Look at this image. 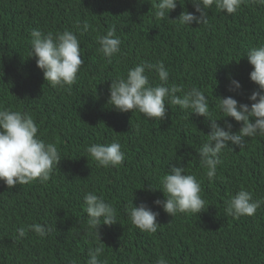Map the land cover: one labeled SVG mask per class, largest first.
<instances>
[{
	"label": "trees",
	"instance_id": "1",
	"mask_svg": "<svg viewBox=\"0 0 264 264\" xmlns=\"http://www.w3.org/2000/svg\"><path fill=\"white\" fill-rule=\"evenodd\" d=\"M151 7L150 0H0V106L28 112L40 138L55 143L61 156L47 183L8 188L0 181V264H86L89 249L99 244L104 247L99 259L107 264H157L160 258L167 264H264V205L254 216L238 219L225 212L226 200L241 186L254 199L264 198V137H246L243 148L229 142L210 182L196 152L211 131L205 117L173 105L166 106L164 119H148L108 104L110 79L126 77L144 61H163L169 84L203 90L210 110L218 97L251 105L249 96L258 85L250 79L253 66L245 55L264 43V6L245 3L233 14L213 6L207 25L192 26L178 20L184 11L195 13L191 0H178L165 20L156 19ZM85 20L90 28L80 35L75 25ZM112 26L121 45L109 62L98 51L97 37ZM34 28L78 35L83 64L70 88H53L29 57ZM146 74L151 83L160 82L154 71ZM230 77L242 85L237 92L228 90ZM224 119L233 132L242 126ZM114 139L125 153L123 163L97 167L84 149ZM172 165L200 182L201 213L172 217L154 204L165 199L156 187ZM87 192L116 209L117 222L102 224L100 236L88 231ZM141 203L159 212L157 232L131 224L127 209ZM34 223L52 231L44 237L28 231L18 238L17 228Z\"/></svg>",
	"mask_w": 264,
	"mask_h": 264
},
{
	"label": "clouds",
	"instance_id": "2",
	"mask_svg": "<svg viewBox=\"0 0 264 264\" xmlns=\"http://www.w3.org/2000/svg\"><path fill=\"white\" fill-rule=\"evenodd\" d=\"M149 0H141V3ZM156 19H169V13L176 9L178 0H150ZM181 3V0H179ZM264 6V0H191L195 13L184 11L178 20L182 26L208 24V9L215 6L217 11L233 14L245 3ZM80 35L90 28L87 20L77 21L75 25ZM31 49L29 57L36 59V65L43 71L44 79L53 88H70L77 80V74L83 64L80 40L76 32L45 33L40 29L30 32ZM100 45L98 51L103 57L111 58L120 52L121 39L116 35L115 26L107 33L97 37ZM249 63L253 66L250 72L251 81L258 85L248 103L239 102L233 96L218 97L214 109H209V99L205 92L196 87L185 90L184 85L169 84V71L163 61L151 63L144 61L129 68L126 77H116L109 86L108 104L120 112L138 111L148 119H164L166 106H179L182 110H190L191 115L203 116L209 122L211 131L207 139L196 149L200 165L206 169L208 180L214 181L217 166L221 163V153L229 146L244 147L246 137H264V43L253 46L246 51ZM155 72L159 83L153 84L146 73ZM228 90L237 92L242 88L240 81L230 77ZM180 93V95H178ZM214 112L222 114V118L231 117L236 122H242L239 131L233 132V124L224 119V125ZM39 127L28 112L14 111L0 106V181L8 188L17 184H29L39 180L47 183L54 167L61 161L60 152L55 143L45 142L38 135ZM84 151L86 156L96 162L97 167H115L123 163L125 153L121 150L119 140L110 144L93 143ZM159 188L165 199H156L154 204L161 206L170 216L178 213H201L205 210V200L201 196V184L194 175L186 174L184 167L172 165L168 172L160 177ZM84 210L87 213V225L90 234L92 230L99 235L102 224L112 225L117 222L116 209L105 201L103 196L87 192L83 197ZM226 215L234 218L254 216L257 209L264 205V198L254 199L252 192L241 186L240 190L226 200ZM132 225L143 232L155 233L159 223V212L153 211L146 204L131 206L127 209ZM18 238L24 237L28 231L44 237L52 231L50 226L34 223L16 229ZM100 236V235H99ZM104 251L103 244L89 249V259L86 264H107L99 257ZM71 264H76L73 260ZM157 264H167L160 258Z\"/></svg>",
	"mask_w": 264,
	"mask_h": 264
}]
</instances>
